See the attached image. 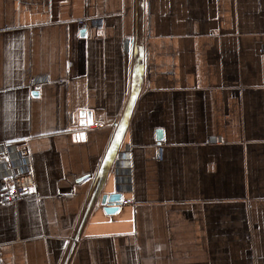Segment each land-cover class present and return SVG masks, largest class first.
Here are the masks:
<instances>
[{
	"label": "crops",
	"instance_id": "0c3cea01",
	"mask_svg": "<svg viewBox=\"0 0 264 264\" xmlns=\"http://www.w3.org/2000/svg\"><path fill=\"white\" fill-rule=\"evenodd\" d=\"M22 148L0 264H264V0H0Z\"/></svg>",
	"mask_w": 264,
	"mask_h": 264
},
{
	"label": "built area",
	"instance_id": "2783aa9c",
	"mask_svg": "<svg viewBox=\"0 0 264 264\" xmlns=\"http://www.w3.org/2000/svg\"><path fill=\"white\" fill-rule=\"evenodd\" d=\"M80 24L83 21L79 22ZM32 86V84H31ZM159 156V148L156 151ZM21 156L23 160V168L19 169L9 180L4 182L0 180V205L10 204L18 199L29 196L35 186L33 175L29 168H26L28 152L26 148L21 149ZM127 201H123L126 204Z\"/></svg>",
	"mask_w": 264,
	"mask_h": 264
},
{
	"label": "water",
	"instance_id": "95a60500",
	"mask_svg": "<svg viewBox=\"0 0 264 264\" xmlns=\"http://www.w3.org/2000/svg\"><path fill=\"white\" fill-rule=\"evenodd\" d=\"M83 114L85 115L84 123L86 125L92 124L91 114L89 112H83ZM118 199L119 197H117L116 195H112V196L103 198V201L111 205L112 203L117 202ZM110 209H113V208H110Z\"/></svg>",
	"mask_w": 264,
	"mask_h": 264
}]
</instances>
